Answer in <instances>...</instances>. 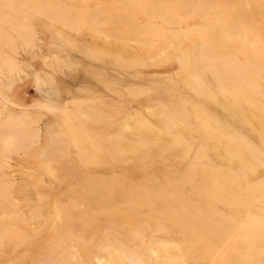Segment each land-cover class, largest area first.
Listing matches in <instances>:
<instances>
[{
  "label": "rangeland",
  "instance_id": "rangeland-1",
  "mask_svg": "<svg viewBox=\"0 0 264 264\" xmlns=\"http://www.w3.org/2000/svg\"><path fill=\"white\" fill-rule=\"evenodd\" d=\"M0 264H264V0H0Z\"/></svg>",
  "mask_w": 264,
  "mask_h": 264
}]
</instances>
